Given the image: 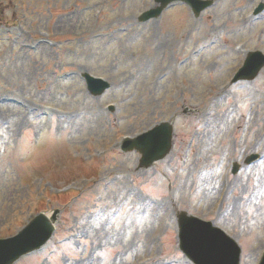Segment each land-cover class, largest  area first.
Wrapping results in <instances>:
<instances>
[{
  "label": "rangeland",
  "instance_id": "obj_1",
  "mask_svg": "<svg viewBox=\"0 0 264 264\" xmlns=\"http://www.w3.org/2000/svg\"><path fill=\"white\" fill-rule=\"evenodd\" d=\"M213 1L198 18L177 4L140 23L154 0H0V125L12 133L0 151V238L60 211L50 244L17 264H65L69 255L85 264L110 234L107 219L93 222L97 211L153 178L146 219L119 232L113 225L109 264H188L178 242L182 212L234 237L241 264L259 263L264 69L232 81L248 52L264 53V13L253 17L264 0ZM85 73L111 89L93 97ZM167 121L174 147L163 161L143 168L137 153L121 151L124 138ZM253 154L261 158L247 166ZM233 163L242 164L235 175ZM66 239L85 251L71 252Z\"/></svg>",
  "mask_w": 264,
  "mask_h": 264
},
{
  "label": "water",
  "instance_id": "obj_2",
  "mask_svg": "<svg viewBox=\"0 0 264 264\" xmlns=\"http://www.w3.org/2000/svg\"><path fill=\"white\" fill-rule=\"evenodd\" d=\"M156 1L158 3H162V7L158 8L155 13V15H159L162 10L174 0ZM186 1L188 3H193V0ZM200 4H202V2ZM209 4L210 3L208 2L203 3L202 8H200V5L199 7H196V9L198 8L197 11L200 12ZM261 58L262 60L257 66H246L244 68L243 72H246V78L253 79L256 77L264 65V57ZM86 78L89 83L97 82L99 84L94 91L99 95H101L103 91L108 88V85L101 80H95L88 75ZM172 137V126L170 124H162L161 126L155 128L154 130L134 141H127L124 149L128 151L137 150L140 152L143 156L142 165L144 167H149L154 162L162 160L168 155L172 149ZM53 221H55V217ZM38 223L42 224V229ZM207 225L210 226L209 224ZM193 226H195V232L197 234L194 236L192 243L191 229ZM200 226L206 225H203L202 222L198 220H188L186 219V216L181 218V248L194 262H196V264H239V249H237V253H233L231 258H228V248L224 247L222 239L216 235L217 242L212 245L207 244L206 231ZM53 231V222L46 220L42 216L38 217L36 221L33 222L29 228L21 234L20 237L6 242L5 246L0 250V264H13L21 255L40 248L48 241ZM211 255L212 258L208 262L207 259ZM202 261L204 263H202Z\"/></svg>",
  "mask_w": 264,
  "mask_h": 264
},
{
  "label": "snow or ice",
  "instance_id": "obj_3",
  "mask_svg": "<svg viewBox=\"0 0 264 264\" xmlns=\"http://www.w3.org/2000/svg\"><path fill=\"white\" fill-rule=\"evenodd\" d=\"M241 108L246 109L247 105L242 104ZM8 127V124L0 125V137L3 138L2 140H0V151L4 150L3 145L6 144L8 137L12 135V133L7 132ZM25 134L26 130H24L23 132H17L15 138L22 140ZM137 185H141L139 190L130 191L124 189L123 193L126 194L118 193L119 199L123 201V203L118 204V206L112 208L111 211H108V209L98 210L97 215L93 217V222L95 224H98L100 222L101 217L107 219L109 223L105 225V228L109 229L110 234L104 241V248L94 249L92 252V256L85 261V264H109L110 258L115 255V253L112 252L109 248V244H115L117 239L116 234L114 232H111L113 225L117 226L116 231L119 232V226L124 225L126 222L130 227L134 220L139 222V220L142 218L146 219V217L141 216V213L144 212L145 209L150 208V200L146 199V197L156 199L155 193L158 190L156 179L153 178L146 184L142 181H137ZM244 199L247 200L248 197L245 196ZM200 227L205 228L209 232L206 240L207 244L212 245L217 242L216 234L212 233L211 229H207V226ZM127 234L128 230L126 229L124 235ZM64 243L67 245V248L71 252H75L77 249H79L81 253L85 251V245L79 239H66ZM80 258V256H76L75 258L70 255L66 256L65 264H75V261H78ZM97 258H99V261L97 260Z\"/></svg>",
  "mask_w": 264,
  "mask_h": 264
}]
</instances>
